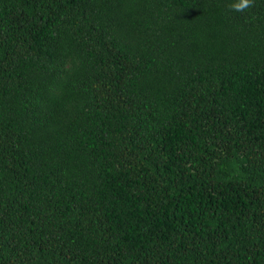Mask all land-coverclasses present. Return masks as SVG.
<instances>
[{"label": "trees", "instance_id": "16d2710c", "mask_svg": "<svg viewBox=\"0 0 264 264\" xmlns=\"http://www.w3.org/2000/svg\"><path fill=\"white\" fill-rule=\"evenodd\" d=\"M0 0V264H264V0Z\"/></svg>", "mask_w": 264, "mask_h": 264}, {"label": "clouds", "instance_id": "9594fccd", "mask_svg": "<svg viewBox=\"0 0 264 264\" xmlns=\"http://www.w3.org/2000/svg\"><path fill=\"white\" fill-rule=\"evenodd\" d=\"M251 0H230V7L237 12L243 11L249 6Z\"/></svg>", "mask_w": 264, "mask_h": 264}]
</instances>
